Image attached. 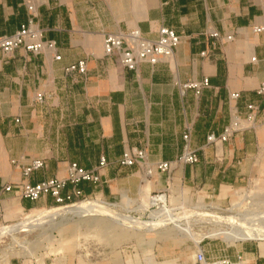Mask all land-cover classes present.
Returning <instances> with one entry per match:
<instances>
[{
	"label": "crops",
	"instance_id": "1",
	"mask_svg": "<svg viewBox=\"0 0 264 264\" xmlns=\"http://www.w3.org/2000/svg\"><path fill=\"white\" fill-rule=\"evenodd\" d=\"M30 17L56 49L0 53V189L66 177L72 161L94 169L105 157L100 181L79 184L84 194L111 203L143 198L136 210L144 211L143 204L151 205L149 194L166 191L177 179L196 194L225 202L250 178H264V94L257 92L264 82V29L254 31L264 27V0H0V35L13 34ZM161 26L181 38L168 59L129 70L104 52L107 33L138 28L156 39ZM212 29L234 38L217 42L208 34ZM79 59L86 60V72L67 74L65 67ZM203 78L209 85L200 94L181 90L180 83ZM233 92L239 97L232 98ZM248 104L256 106L252 128L225 142L207 140L222 133L235 114L245 118ZM186 131L200 157L196 164L150 177L142 163L118 164L132 148L144 149L150 162L174 160ZM35 158L45 166L26 176L23 167ZM1 198L4 222L53 201L50 196L32 201L14 191H2ZM221 243V251L210 257L242 255L243 264H264V240ZM173 248L169 241L157 244L149 264L165 263L162 257ZM45 264H59V256Z\"/></svg>",
	"mask_w": 264,
	"mask_h": 264
},
{
	"label": "built area",
	"instance_id": "2",
	"mask_svg": "<svg viewBox=\"0 0 264 264\" xmlns=\"http://www.w3.org/2000/svg\"><path fill=\"white\" fill-rule=\"evenodd\" d=\"M29 8L33 12V6L29 5ZM263 29V26L254 27V31L256 32ZM208 34L215 38L217 42L231 41L234 38L232 33L223 34L214 29L209 30ZM180 40V35L172 27L161 26L158 30V37L156 39L146 38L140 29L134 28L124 32L121 31L105 34L103 38V47L105 54L115 55L122 66L129 70H137L141 62L155 64L161 60L170 58L173 55L174 49L179 44ZM19 47H23L26 51L33 54H39L44 51H55L56 42L54 40L43 39L42 29L37 26L32 17H30L28 22L22 24L20 28L13 34L0 35L1 54L10 55L15 49ZM201 54L205 55L206 52L203 51ZM55 58L60 59L61 55L56 54ZM253 59L255 58L253 57ZM86 70L87 64L85 59H79L78 61L65 67V72L67 74L76 71L83 74L86 72ZM208 85V78H203L202 80H188L180 83V87L183 92L188 89H192L196 94H200L202 90ZM257 92L259 94H264V82H262V84L258 87ZM231 97L236 99L239 97V93L233 92L231 93ZM37 98L42 99V94L39 93ZM247 107L250 112L245 116V118L235 114L230 122L225 126L222 133L217 136L215 134H210L207 137V140L214 143L225 142L233 137L236 133L252 128L255 121V114L253 111L256 109V106L254 104H248ZM183 137L185 139L184 148L174 160L150 162L147 159V154L144 149L132 148L127 149L122 153L118 159V164L121 166H131L135 163H142L146 177H150L155 171H170L174 166L179 164H196L199 162L200 157L196 150L190 148L189 132L186 131ZM106 164L107 160L105 157L100 159L97 168L94 169L84 168L78 162L72 161L69 162L67 166L66 177H51L36 183L26 182L15 185H4L0 189V226L3 224L6 225V222L2 220V191H14V193L19 197L32 201H36L44 196H50L53 200L52 203L43 208L69 206L89 197L88 195L84 194L83 190L79 187V184L82 182H89L93 184L98 183L100 181L99 168H102ZM44 166L45 161L43 159L35 158L23 167V173L28 176L33 171L41 169ZM250 182H256L257 184H261L263 186L264 178H250L246 184L235 188L233 195L225 202L214 201L210 198L207 199L200 195L196 205L192 208H185V210V206L181 205L176 207V209H180L179 212L189 210L187 218L189 226H191L193 223V219L191 217H196V220H198L200 223L204 222L205 225L208 226L204 227L207 228V231L211 232L210 235L215 236L214 239H219L226 245H232L240 240L256 241L258 239L250 237L244 239L228 240L224 235V232L229 231L232 226L237 227L240 225L239 222H242L244 219L260 213L253 211L255 209L254 205L257 204L254 202V195L251 194V190L246 188V186H249ZM181 185L183 186L184 191L185 187L183 184ZM168 192H173V185L169 186L166 191L151 193L149 194V197L156 198L166 194L168 199ZM241 208H243V210H241ZM190 220L192 223H190ZM213 233L218 234L213 235ZM205 238L206 236H204L198 242V244L196 243L197 249L192 255L190 264H243L242 255H238L236 260H232L228 256H208L204 246L202 245V241ZM150 262L145 261L144 263L149 264ZM41 264H45V262L43 261Z\"/></svg>",
	"mask_w": 264,
	"mask_h": 264
},
{
	"label": "rangeland",
	"instance_id": "3",
	"mask_svg": "<svg viewBox=\"0 0 264 264\" xmlns=\"http://www.w3.org/2000/svg\"><path fill=\"white\" fill-rule=\"evenodd\" d=\"M179 184V180H174L173 192L168 196V207L176 208L181 205L185 208H192L196 205L200 194ZM254 195V212H260L250 218H256L264 213V185L250 182L246 186ZM101 198L99 196H89L87 199ZM141 199H123L113 203V208L120 213H128L133 218L142 221H153L151 212L154 207L147 205V210H136ZM119 210V211H118ZM177 210V211H176ZM179 212L180 209H176ZM186 210V209H185ZM193 210V209H192ZM243 210V208H241ZM42 210H26L25 214L14 221L6 222L0 226H7L16 223L27 216H34ZM187 210L186 213H188ZM262 212V213H261ZM82 214V215H81ZM183 213L180 212L181 216ZM191 229L194 238L202 239L207 254L215 255L221 251L224 245L215 236L207 231L208 226L204 222H199L196 217H191ZM190 219V218H189ZM103 222L105 228L101 229L99 223ZM11 223V224H10ZM62 223V224H61ZM117 223V224H116ZM181 223L188 224L185 219ZM118 224H126L140 229H150L139 226L137 223L117 221L107 215H92L76 213L67 214L65 217H58L55 221L45 223L42 226L32 228L29 231H21L7 234L0 238V264H41L47 263L53 256H59V264H145L156 257V245L164 241L173 244V249L166 251L163 264H183L189 260L197 249V244L191 237H181L171 225L161 226L152 231L134 230L125 228ZM261 225L264 227V221ZM206 226V227H204ZM230 230V229H229ZM213 235H216L213 233ZM244 235L241 239L247 238ZM260 242V239L256 240ZM186 263V262H185Z\"/></svg>",
	"mask_w": 264,
	"mask_h": 264
},
{
	"label": "bare ground",
	"instance_id": "4",
	"mask_svg": "<svg viewBox=\"0 0 264 264\" xmlns=\"http://www.w3.org/2000/svg\"><path fill=\"white\" fill-rule=\"evenodd\" d=\"M165 195L166 194L156 198H150V204L154 207L151 212V216L154 219L153 221H142L138 218H133V216H129L128 213L117 212L113 208V204L100 201L96 198L84 199L69 206L46 208L37 215L27 216L14 224L3 226L0 228V238L7 234L29 231L32 228H36L42 226L45 223L55 221L58 217H65L67 214L83 213V215H107L113 217L115 220L129 222L132 224L137 223L139 226H144L145 228H150L152 230H155L161 226L171 225L192 239H195L196 243L198 244L201 239L194 238L195 235H193L191 227L188 224L181 223V220L183 219L188 221V213H186L187 211H182L181 213L183 214L177 217V215H180V212H176V208L168 207V202L166 199L167 196ZM146 207L147 206L143 204L141 209ZM262 221H264V214L261 216L259 215L258 217L256 216V218L249 217L244 219L242 222H239L240 225L237 227L232 226L229 231H225V238L228 240H235L241 239L244 235H247L250 238L264 240V227L261 225Z\"/></svg>",
	"mask_w": 264,
	"mask_h": 264
}]
</instances>
